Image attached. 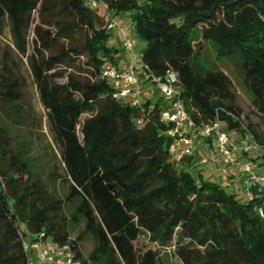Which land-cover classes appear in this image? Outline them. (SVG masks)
I'll use <instances>...</instances> for the list:
<instances>
[{"label":"trees","instance_id":"16d2710c","mask_svg":"<svg viewBox=\"0 0 264 264\" xmlns=\"http://www.w3.org/2000/svg\"><path fill=\"white\" fill-rule=\"evenodd\" d=\"M89 1L0 0V37L7 23L18 55L27 58L68 185L64 197L50 190L30 150L14 149L0 123V264H28L22 242L38 234L68 244L79 264H162L168 248L178 264H264V183H251L239 199L184 160L171 161L164 98L133 107L115 99L101 76L117 49ZM101 1L112 15L130 12L144 64L157 77L176 73L193 121L218 120L224 131L249 135L264 166V0ZM206 42L216 58L236 60L258 123L244 118L230 77L204 63ZM76 63L88 74L56 69ZM22 99V83L0 61V104L14 110L16 122ZM80 221L84 228L72 237ZM86 234L94 244L84 257Z\"/></svg>","mask_w":264,"mask_h":264},{"label":"rangeland","instance_id":"374dc122","mask_svg":"<svg viewBox=\"0 0 264 264\" xmlns=\"http://www.w3.org/2000/svg\"><path fill=\"white\" fill-rule=\"evenodd\" d=\"M144 1V0H140ZM100 20L109 21V16L105 10L100 8L98 10ZM114 20L110 21V26L107 31L109 33L107 44L117 49V54L122 52V41L126 37L130 40L132 45L138 49L144 47V42L138 37L133 28L130 12L125 11L121 13L113 14ZM37 21V13L34 14ZM123 31V33H122ZM33 38L34 34L30 29L28 34L27 53L30 54L33 50ZM128 55V52H125ZM82 60V59H81ZM0 61L5 62L14 75L22 83L23 99L21 101L22 120L20 122L15 121V112L9 106H3L0 104V123L5 125L10 137V143L16 150L28 148L30 150L29 155L33 158L36 167L39 169L43 180L48 184L50 190H52L57 196L64 197L68 193V185L61 179V175L64 173L63 164L61 162L60 150L53 138V133L50 130L48 123L47 110L43 106L40 94L37 90L32 73L27 63L25 56L18 55L12 39L9 33L7 23L3 30V34L0 37ZM203 61L206 65L215 66L225 72L231 79L233 84V91L236 94V104L242 111L244 118L249 122L258 123L259 117L253 108L251 102V96L245 91L241 83L239 71L236 67V60L234 58L218 59L215 56V46L211 42L205 43V51L203 54ZM66 68L67 72H72L78 76H85L88 74L86 70H83L81 65L77 63L71 67L65 65L59 66L56 69ZM65 78H59L58 81H64ZM155 98L153 99V101ZM89 114H84L81 117L83 120ZM233 135V134H232ZM240 133H236L239 136ZM239 140L238 138H236ZM196 154L193 152L192 159L185 158L184 164L192 170L201 171L202 174L212 181L220 184L225 188L227 192H235L240 197L242 191L245 190L246 177L242 175V182L235 176L229 174V167L224 164H219L214 159L212 148L208 141L205 145L196 146ZM197 157V158H196ZM239 161L245 163L251 161L257 167L262 166L260 164L261 154H238ZM247 163V162H246ZM232 179L230 181V176ZM68 210L67 206H65ZM84 228V224L80 221L71 229V236L74 237L81 233ZM94 241L89 234L84 236V239L80 242V250L84 257H87L93 248ZM160 261L162 264H178L177 257L173 254L172 249H164L160 252ZM36 264V263H35Z\"/></svg>","mask_w":264,"mask_h":264},{"label":"built area","instance_id":"2783aa9c","mask_svg":"<svg viewBox=\"0 0 264 264\" xmlns=\"http://www.w3.org/2000/svg\"><path fill=\"white\" fill-rule=\"evenodd\" d=\"M88 4L92 8L98 7V10L104 9L109 16L107 29L112 26L110 21L114 20V16L105 2L90 0ZM121 50L128 52V57L122 52L116 53L114 62L106 61L102 65L101 76L113 87L115 99L127 102L133 107L140 106L144 100L151 98L144 96L140 86L142 80L152 87L155 97L164 98L165 107L160 111V119L168 125L166 130L170 137L168 152L175 165L193 154L198 141H208L217 163L227 165L233 176L241 173L246 177L247 196L251 183H264V172H259L252 165L239 161L241 157H238L236 137H232L231 132L222 130L218 120L201 124L193 121L180 98L175 72H167L164 78L153 75L142 60L141 49L134 47L126 37L123 38ZM141 122L139 119L138 123ZM257 150L258 145L253 141H249L240 149L242 154ZM22 247L28 264H79L68 244L53 242L40 234L26 237Z\"/></svg>","mask_w":264,"mask_h":264},{"label":"crops","instance_id":"0c3cea01","mask_svg":"<svg viewBox=\"0 0 264 264\" xmlns=\"http://www.w3.org/2000/svg\"><path fill=\"white\" fill-rule=\"evenodd\" d=\"M126 57H128V55H126V53L122 52ZM140 86L141 88L143 89V92H144V96L145 97H151V98H156L153 94V90H152V87L147 85L146 82L144 80H142L140 82ZM232 137H236L238 138L239 140H237V148H238V152L241 154V147L244 146L245 144L249 143L250 141V136L249 135H243V134H240L239 136H236V133H232ZM238 134V133H237ZM205 142L206 141H198L196 146H202V145H205ZM196 146H195V150H194V153L196 154L197 150H196ZM253 153H256V154H260V151H252L250 154H253ZM197 158V157H196ZM248 164L252 165L254 168H256V166L253 164V162L251 161H246ZM245 162V163H246ZM257 171H264V166H259L256 168ZM230 174V172H229ZM231 175V174H230ZM229 175V176H230ZM236 179H239L241 182H242V185L244 181H242V175H240V173H238L237 175H235ZM231 180H234L232 179V176H230V181ZM239 199H246L247 198V194L246 192H244V190L242 191V194L240 195V197L238 196Z\"/></svg>","mask_w":264,"mask_h":264}]
</instances>
